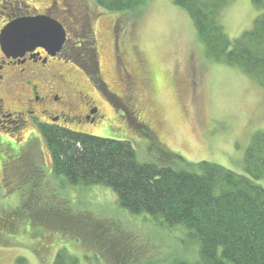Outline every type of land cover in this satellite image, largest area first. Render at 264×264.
Returning a JSON list of instances; mask_svg holds the SVG:
<instances>
[{"label":"rangeland","instance_id":"obj_1","mask_svg":"<svg viewBox=\"0 0 264 264\" xmlns=\"http://www.w3.org/2000/svg\"><path fill=\"white\" fill-rule=\"evenodd\" d=\"M19 1L3 0L0 6L10 10ZM54 1L64 7L63 0L23 2L31 14L42 12ZM72 1L64 2H68L70 12ZM80 2L91 18L93 12L101 15L100 21L91 22L92 37L90 32L77 30V42L80 39L83 44L73 51L81 63L76 65L81 68L87 63L94 74L99 72L105 86L98 89L74 65L76 70L67 68L64 74L69 86L59 74L37 66L30 71L40 74L27 77L46 91L53 87L57 95L69 94L73 98L76 91H82L92 98L103 118L94 125L70 124L71 130L130 141L142 163L190 170L191 164L206 161L244 174L247 148L256 133H264V87L242 69L211 59L192 18L174 0H149L140 9L127 13L109 12L96 0ZM262 11L253 0H230L220 20L228 36L237 39L251 30ZM115 30L121 42L119 51L115 50ZM10 81L12 87L1 91L3 108L5 112L22 111L30 88L26 81ZM128 97L134 99L141 122L154 140L140 133L141 126L126 101ZM5 120L7 128H0V148L11 144L14 152L8 149L9 154L0 155V207L12 211L24 207L29 214L51 211L58 214L59 223L66 220V224L58 225V230L49 227L54 233L41 235L26 221L18 234L0 235V264H16L19 257L26 258L28 264H56L59 255L67 259L65 264H173L199 259V244L192 241L186 228L171 229L163 219L132 214L120 205L112 188L72 185L65 176L55 175L38 123L34 125V120H30L13 125L17 118L8 115ZM17 154L21 164H34L37 169L33 173L40 174L25 177L28 192H8L2 183L5 162ZM13 169L9 171L15 175ZM260 183L264 186V180ZM79 215L87 216L81 220H88L90 225L84 233L75 230L80 228L78 222L75 224Z\"/></svg>","mask_w":264,"mask_h":264},{"label":"trees","instance_id":"obj_2","mask_svg":"<svg viewBox=\"0 0 264 264\" xmlns=\"http://www.w3.org/2000/svg\"><path fill=\"white\" fill-rule=\"evenodd\" d=\"M148 1L96 0V3L112 13H127L140 9ZM229 1L174 0V3L192 18L211 59L242 69L264 87V11L251 30L231 39L220 20ZM253 1L264 10V0ZM94 71H89V79L101 89L105 82ZM137 124L142 135L154 140L142 122ZM40 129L51 153L55 175L65 176L72 185L112 188L120 205L132 214H147L163 219L171 229L182 226L189 231L192 241L199 244V259L178 260L173 264H264V186L260 183L264 180V133L253 136L247 148L245 173L240 175L206 161L191 164L190 170L142 163L130 141L73 130L53 131L43 126ZM19 154L3 164L2 183L8 192H28L25 177L40 175L33 173L34 164H21ZM12 169L15 175L9 171ZM16 183L19 186L15 187ZM29 212L24 207L13 211L0 207V235L18 234L26 221L41 235L54 233L49 227L58 230L66 224V220L59 223L58 214L51 211ZM86 217L79 215V220H75V224H80V228L75 227L76 232L84 233L90 226L88 220H81ZM81 239L84 241V237ZM66 260L59 255L55 263L65 264ZM16 264L28 262L19 257Z\"/></svg>","mask_w":264,"mask_h":264},{"label":"flooded vegetation","instance_id":"obj_3","mask_svg":"<svg viewBox=\"0 0 264 264\" xmlns=\"http://www.w3.org/2000/svg\"><path fill=\"white\" fill-rule=\"evenodd\" d=\"M23 1L24 0L19 1L18 6L11 8V11L7 10L6 7L0 6V26H5L11 21L21 17L39 15L47 16L50 17V19L58 21L64 27L66 30V41H64L65 43L62 50L54 56L53 54H49L43 48H37L35 51L27 52L23 57L16 58L11 56L8 58L3 53L0 54V95L3 88L12 87L9 86L11 79L19 82L26 81L27 86H29L28 88H30V97L27 98L24 106L25 109L22 111L11 110L10 112H5L3 108L4 101L0 96V128H7L4 124L7 115L11 118H17L16 121L13 120L11 123L13 125H17L18 121L21 124H24L26 121L34 120V125L38 123V127L43 126L51 128L53 131L71 130V127L69 126L70 124L77 126L81 124L94 125L96 122L98 123L103 118L99 114V108L95 106L92 98L88 95H84L82 91H76V93L73 94V98L69 94H66L67 92H65L66 95L63 96L57 95L53 93V87L46 91L44 90V87L40 88L37 84H32V82L29 81L30 79L27 80V77L30 75L37 76V74H40L34 70L30 71V68L37 66L46 69L48 72H55L59 74V77L64 84L67 86L71 85V83L67 82L64 74L68 69H71L72 67L75 69L74 66L78 67L76 62H79L81 65L79 59H75L73 52L79 49L81 44H83L80 39L79 42H77V38H79L77 30L80 29L79 32L83 31L85 34L90 32L92 37V35H94V28L91 22L94 23V20L97 22L100 21L101 14L93 12L91 18L88 12H86L85 4L81 3L80 0L72 1L71 8L73 9H71V12L67 10L68 2L64 3L65 0H63V8H60L59 2L54 1L51 6L45 8L42 12L36 10L34 13L30 14L27 12L28 6ZM16 3H18V1ZM4 9H6L5 12L2 11ZM86 25L90 28L86 29ZM116 30L115 41L117 47L115 50L119 51L118 43L121 45V42L119 41V34ZM1 32L2 30H0V35ZM78 43H80V45H77ZM82 66V69L78 67L79 70H75L88 77V73L91 71L90 66L87 63L82 64ZM125 73L127 75L129 74L127 70H125ZM127 78L128 82L129 77ZM7 81L8 83H6ZM130 86L133 88L134 83ZM6 91L7 90L5 89L4 92ZM126 101L130 102L129 105L132 111L134 110L133 114L136 113V120L139 122H141V120L143 121L141 115L139 114V110L136 109L135 103L133 102L134 99L132 97H128ZM35 106H37V109H35ZM123 115L125 116V113ZM25 143H27V140ZM8 149H11L14 152L12 145L10 144L9 148L8 145L5 146V149L0 148V155H4V152L9 154ZM20 152L21 149L19 153Z\"/></svg>","mask_w":264,"mask_h":264},{"label":"water","instance_id":"obj_4","mask_svg":"<svg viewBox=\"0 0 264 264\" xmlns=\"http://www.w3.org/2000/svg\"><path fill=\"white\" fill-rule=\"evenodd\" d=\"M7 31H2L0 40L2 53L10 58L23 57L37 48L45 49L49 54L59 52L66 41V30L56 20L47 16H27L11 21ZM15 39L9 41L7 37Z\"/></svg>","mask_w":264,"mask_h":264},{"label":"snow or ice","instance_id":"obj_5","mask_svg":"<svg viewBox=\"0 0 264 264\" xmlns=\"http://www.w3.org/2000/svg\"><path fill=\"white\" fill-rule=\"evenodd\" d=\"M0 3H3V0H0ZM0 30H2V31H7V26L5 25V26H0ZM5 39V37H3V36H0V40H4ZM7 39L9 40V41H11V40H13V39H15L14 37H12V36H9V37H7Z\"/></svg>","mask_w":264,"mask_h":264}]
</instances>
